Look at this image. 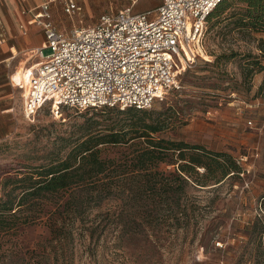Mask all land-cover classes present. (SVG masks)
<instances>
[{"label":"rangeland","instance_id":"1","mask_svg":"<svg viewBox=\"0 0 264 264\" xmlns=\"http://www.w3.org/2000/svg\"><path fill=\"white\" fill-rule=\"evenodd\" d=\"M134 1L133 9L138 11L160 4L159 0H79L81 10L69 15L64 0H57L53 21L70 33L74 26L95 24L103 13ZM227 5L221 16L207 20L197 58L178 76L180 87L169 90L147 110L163 111L180 99L182 121L163 135L230 154L244 170L241 178L219 186L174 187L168 192L113 188L99 202L88 199L82 207L68 205L64 210L70 189L38 210L42 220L52 212L61 216L55 231L42 220L24 228L17 241L9 244L14 253L1 255L0 264H229L212 259L213 242L218 246L223 244L221 238L229 239L232 222L245 225L255 212L243 209L256 207L264 194V104L260 101L264 69L247 75L248 62L258 60L264 66V52L259 49L264 33L236 26L243 2L229 0ZM50 52V48L43 50L44 55ZM224 55L232 57L227 60ZM39 60L34 53L30 61ZM115 109L124 111L118 107L54 110L46 103L32 118L18 113L14 128L0 140V189L4 176L34 172L57 155L63 157L66 144H75L90 133L110 132L117 129L116 124L126 128L127 116ZM126 149L108 150L124 155ZM160 169L173 171L175 166L162 164ZM228 211L231 215L224 217ZM220 224L221 237L212 240Z\"/></svg>","mask_w":264,"mask_h":264},{"label":"trees","instance_id":"2","mask_svg":"<svg viewBox=\"0 0 264 264\" xmlns=\"http://www.w3.org/2000/svg\"><path fill=\"white\" fill-rule=\"evenodd\" d=\"M228 1L221 0L207 20L221 16L228 8ZM240 1L245 6L236 15V26L264 33V0ZM259 49L264 52L263 38L259 40ZM231 57L223 56L227 60ZM248 65L247 75L264 69L258 60ZM189 102L191 99H186V103ZM183 107L177 98L163 111L133 107L124 111L115 109L127 116L126 128L116 124L117 129L110 132L90 133L75 144H66L68 150L63 157L57 155L34 172L4 176L0 189V256H11L14 251L9 247L10 242L14 243L24 228L44 219L38 210L48 206V199L70 189L64 210L68 205L82 207L88 199L99 202L102 195L113 188H122L124 192L134 187L168 192L174 187L185 190L187 186H219L228 179L241 178L244 170L230 154L209 151L204 146L163 135L166 129L177 127L182 121ZM120 146L127 148L124 155L108 150ZM162 164L174 165L175 169L163 171ZM243 210L255 214L245 225L232 222L229 239L221 238V246H216V240L213 242L214 261L264 264V194L256 207ZM229 215V211L223 214L224 217ZM60 218L52 212L41 223L55 231L54 225ZM222 227L223 224L217 225L212 240L221 237Z\"/></svg>","mask_w":264,"mask_h":264},{"label":"built area","instance_id":"3","mask_svg":"<svg viewBox=\"0 0 264 264\" xmlns=\"http://www.w3.org/2000/svg\"><path fill=\"white\" fill-rule=\"evenodd\" d=\"M159 1L143 12L133 9L134 1L70 33L53 21L55 0L35 7L30 23L42 28L45 44L34 52L40 61L30 67L28 78L16 83L25 116L34 117L46 103L54 110L149 109L179 88L178 76L197 58L207 18L221 0ZM64 2L69 15L81 10L79 0ZM45 48L51 50L48 55ZM260 101L264 104V80Z\"/></svg>","mask_w":264,"mask_h":264},{"label":"crops","instance_id":"4","mask_svg":"<svg viewBox=\"0 0 264 264\" xmlns=\"http://www.w3.org/2000/svg\"><path fill=\"white\" fill-rule=\"evenodd\" d=\"M46 1L0 0V140L8 136L17 122L18 113L23 112L22 89L16 83L26 79V68L30 70L40 61L30 60L34 52L44 46L45 35L38 24L30 21L34 8ZM54 3L51 4L52 14ZM18 76L14 81L13 78Z\"/></svg>","mask_w":264,"mask_h":264}]
</instances>
